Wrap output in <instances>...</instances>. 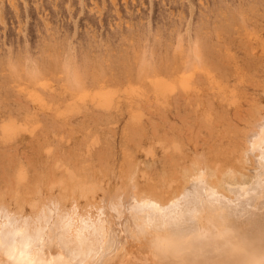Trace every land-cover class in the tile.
<instances>
[{"label": "rangeland", "instance_id": "374dc122", "mask_svg": "<svg viewBox=\"0 0 264 264\" xmlns=\"http://www.w3.org/2000/svg\"><path fill=\"white\" fill-rule=\"evenodd\" d=\"M197 33L207 49L201 62L184 53L191 87L160 90ZM263 106L264 0H0V196L13 207L18 187L31 201L68 179L62 161L103 189L136 171L165 194L166 140L181 160L228 159Z\"/></svg>", "mask_w": 264, "mask_h": 264}, {"label": "bare ground", "instance_id": "6f19581e", "mask_svg": "<svg viewBox=\"0 0 264 264\" xmlns=\"http://www.w3.org/2000/svg\"><path fill=\"white\" fill-rule=\"evenodd\" d=\"M193 44H179L167 65L177 74L157 80L160 90L191 87L184 53L201 62L204 34ZM247 124L228 159L196 149L181 160L182 145L166 140L176 165L165 194L142 188L136 171L103 189L62 161L68 179L51 178L48 193L37 186L29 201L18 187L16 207L0 196V264H264V106ZM16 176L21 183L25 170Z\"/></svg>", "mask_w": 264, "mask_h": 264}]
</instances>
